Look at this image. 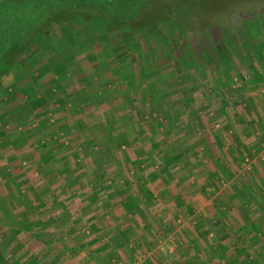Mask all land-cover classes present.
<instances>
[{"label": "crops", "instance_id": "1", "mask_svg": "<svg viewBox=\"0 0 264 264\" xmlns=\"http://www.w3.org/2000/svg\"><path fill=\"white\" fill-rule=\"evenodd\" d=\"M89 41L47 52L34 79L15 85L23 92L16 104L29 108L2 116L9 125L0 127V264H210L232 231L264 224L263 143L245 154L250 173L228 175L206 199L214 191L206 186L233 161L227 144L240 151L264 131V102L255 103L264 101V82L233 78L228 93L240 92L237 100L250 86L253 107H236L210 133L205 107L190 97L194 83H177L163 48ZM258 64L256 76L264 74ZM215 91L216 99L227 94ZM193 115L203 117L201 138L191 131ZM199 144L206 155L194 154Z\"/></svg>", "mask_w": 264, "mask_h": 264}, {"label": "rangeland", "instance_id": "2", "mask_svg": "<svg viewBox=\"0 0 264 264\" xmlns=\"http://www.w3.org/2000/svg\"><path fill=\"white\" fill-rule=\"evenodd\" d=\"M70 1L0 0V127L9 125V119L2 118L6 112L29 108L25 101L16 104L23 96V92L15 88L16 83L33 80L32 73L38 71L35 65L44 60L47 52L58 48H88L90 35L97 44L91 48H111V41L115 46L122 41L124 45L119 48H163L161 52L165 53L161 55L164 58L167 55L168 61L173 62L177 83H182L184 77L194 83L190 97L194 95L199 105L205 107L206 112L202 110L201 113L210 133H218L223 126L220 118L233 114L236 107L240 111L246 106L253 107V100L244 94L251 88L243 89L248 86H245L246 81L239 85L243 90L237 100L233 97L240 92L232 96L228 93V84L233 78L241 83L240 78L246 73L257 83L264 82V74L256 76L255 73L259 69L258 62H264V0H119L121 3L111 1L101 8L105 10L101 13L91 4L104 0ZM76 1L86 3L83 13L82 8L73 6ZM69 4V8L63 6ZM77 37H80L78 42H73ZM121 37L124 38L119 41ZM220 87L227 94L220 93L223 99H216L215 90ZM260 101L264 102L260 99L255 103L260 106ZM195 105L199 106L198 102ZM195 112L192 108L189 111L190 114ZM190 118L191 131L197 127L195 136L201 138L199 122L202 118L198 115ZM211 119L220 125L218 129L212 126ZM254 119L260 120L258 116ZM260 128L256 139L251 137L246 144L239 143L240 151L236 152L230 143L227 144L234 154L233 161L227 168L223 167L217 185L206 186L214 189L206 190V199L226 184L228 175L236 174L239 178L241 173L251 172L244 157L246 153H254L249 146L255 145V141L264 144V131ZM17 129L22 132L24 128L18 124ZM199 145L194 154L206 155L202 144ZM202 167L208 174L214 166L207 163ZM232 184L235 183L232 181L227 187ZM231 198L226 197L224 204H230ZM237 200L240 205L245 201ZM243 228L232 231L233 240L226 243L220 258L213 256L210 264H264V224L253 229ZM212 250L217 253L219 247ZM139 262L133 259L129 264Z\"/></svg>", "mask_w": 264, "mask_h": 264}, {"label": "trees", "instance_id": "3", "mask_svg": "<svg viewBox=\"0 0 264 264\" xmlns=\"http://www.w3.org/2000/svg\"><path fill=\"white\" fill-rule=\"evenodd\" d=\"M66 1V0H65ZM68 2H71L70 0H67ZM111 1H115V2H117V3H121L119 0H104L103 2H100V3H98V4H91V6L92 7H95V11H97L98 13H101V12H104L105 10H103V9H101V8H103L104 6H107V4H110V3H112ZM86 3L84 2V1H76L74 4H73V6H77L78 8H82L80 11L83 13V9L84 8H86V5H85ZM70 5L71 4H69V5H63V6H65V7H67V8H69L70 7ZM63 6H61V7H63ZM94 10V9H93ZM99 10H101V11H99ZM81 13V14H82ZM60 19H63V17H62V15H61V17H60Z\"/></svg>", "mask_w": 264, "mask_h": 264}]
</instances>
